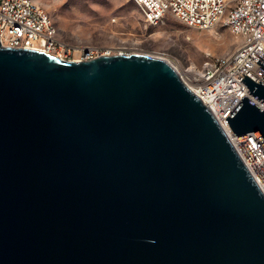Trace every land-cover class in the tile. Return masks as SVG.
<instances>
[{
    "label": "water",
    "instance_id": "1",
    "mask_svg": "<svg viewBox=\"0 0 264 264\" xmlns=\"http://www.w3.org/2000/svg\"><path fill=\"white\" fill-rule=\"evenodd\" d=\"M226 122L264 147L248 98ZM0 264H264V196L166 61L0 43Z\"/></svg>",
    "mask_w": 264,
    "mask_h": 264
},
{
    "label": "built area",
    "instance_id": "2",
    "mask_svg": "<svg viewBox=\"0 0 264 264\" xmlns=\"http://www.w3.org/2000/svg\"><path fill=\"white\" fill-rule=\"evenodd\" d=\"M128 1L139 8L151 26H158L171 15L201 32L227 29L238 41L240 45L233 53L211 57L201 66L191 65L184 75L178 74L225 130L264 196V147L260 139L255 133L237 137L226 122L245 97L264 110L243 83L249 78L264 85V67L259 64L264 63V0ZM0 43L4 48L37 51L63 62L100 58L86 50L75 59L74 54L80 50L58 38L52 18L34 0H0Z\"/></svg>",
    "mask_w": 264,
    "mask_h": 264
},
{
    "label": "rangeland",
    "instance_id": "3",
    "mask_svg": "<svg viewBox=\"0 0 264 264\" xmlns=\"http://www.w3.org/2000/svg\"><path fill=\"white\" fill-rule=\"evenodd\" d=\"M52 18L58 38L94 56L141 55L162 59L184 75L191 65L233 53L239 43L224 28L201 32L171 15L149 25L128 0H34Z\"/></svg>",
    "mask_w": 264,
    "mask_h": 264
},
{
    "label": "bare ground",
    "instance_id": "4",
    "mask_svg": "<svg viewBox=\"0 0 264 264\" xmlns=\"http://www.w3.org/2000/svg\"><path fill=\"white\" fill-rule=\"evenodd\" d=\"M121 54H122V53H121ZM121 54H120V55H121Z\"/></svg>",
    "mask_w": 264,
    "mask_h": 264
}]
</instances>
